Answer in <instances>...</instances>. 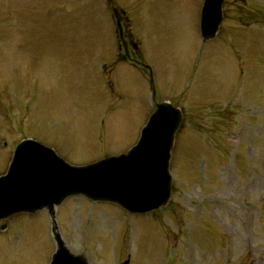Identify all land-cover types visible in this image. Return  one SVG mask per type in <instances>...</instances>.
<instances>
[{"label": "rangeland", "instance_id": "rangeland-1", "mask_svg": "<svg viewBox=\"0 0 264 264\" xmlns=\"http://www.w3.org/2000/svg\"><path fill=\"white\" fill-rule=\"evenodd\" d=\"M115 1L136 59L153 71V99L184 114L172 196L150 217L68 199L55 209L61 236L90 264H264V0H225L210 50L200 44L203 0ZM104 7L0 0V175L26 137L78 165L137 141L152 111L148 76L117 68L123 52ZM5 224L0 264H49L46 211Z\"/></svg>", "mask_w": 264, "mask_h": 264}, {"label": "water", "instance_id": "water-1", "mask_svg": "<svg viewBox=\"0 0 264 264\" xmlns=\"http://www.w3.org/2000/svg\"><path fill=\"white\" fill-rule=\"evenodd\" d=\"M120 38L126 47L120 17ZM222 0H206L202 11L204 41L215 37L222 21ZM180 112L164 103L141 131L138 143L127 153L97 163L73 167L55 152L33 140H24L13 154L7 174L0 178V219L16 213L52 209L69 196L116 203L128 212L143 214L164 206L170 197V151L181 122ZM52 264H87L70 254L59 235Z\"/></svg>", "mask_w": 264, "mask_h": 264}]
</instances>
